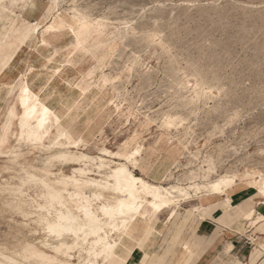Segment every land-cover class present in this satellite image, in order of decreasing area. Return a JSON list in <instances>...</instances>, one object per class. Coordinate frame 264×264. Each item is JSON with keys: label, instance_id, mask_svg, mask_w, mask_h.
<instances>
[{"label": "rangeland", "instance_id": "374dc122", "mask_svg": "<svg viewBox=\"0 0 264 264\" xmlns=\"http://www.w3.org/2000/svg\"><path fill=\"white\" fill-rule=\"evenodd\" d=\"M56 1L57 7L54 0H35L42 24L55 14L74 26L79 40L67 30L50 48L46 43L58 32L44 26L38 40L23 45L38 69L29 87L41 86L35 93L58 105L61 120L44 143L20 139L17 119L1 133L0 262L82 264L85 254L67 257L71 239L60 240L40 221L59 207L44 196L42 181L55 185L76 168L104 178L109 169L102 165L111 160L106 151L125 156L140 150L129 165L136 176L168 190L183 188L190 197H180L176 217L170 210L151 215L128 235L115 236V252L101 264H145L150 256L154 264H172L196 227L199 214H189L230 191L205 196V187L221 177H236L232 189L252 195L241 208L262 202L252 183L264 180V0ZM22 6L13 2L0 14V40L21 25ZM1 95L0 123L9 107H18L12 90L5 87ZM79 139L84 144L72 149L69 143ZM70 152L76 161L66 163L61 156ZM68 205L80 216L77 199ZM245 220L264 234L261 224ZM252 247L264 249V239Z\"/></svg>", "mask_w": 264, "mask_h": 264}, {"label": "bare ground", "instance_id": "6f19581e", "mask_svg": "<svg viewBox=\"0 0 264 264\" xmlns=\"http://www.w3.org/2000/svg\"><path fill=\"white\" fill-rule=\"evenodd\" d=\"M4 2L5 0H0V14L5 10ZM54 6L57 7L56 0H54ZM57 18L53 14L48 24L45 25L46 32H58L46 44L50 48L55 47L60 43L61 34L67 30L72 31L79 40V33L75 32L74 26L60 18L57 20ZM43 28L44 26L39 25L17 27L12 34L9 33L6 38H2L0 40V70L7 68L17 53L12 50L11 46L20 45L22 47L38 40L43 34ZM43 42H45L44 39ZM5 87L16 94L18 107L16 109L9 107L5 120L0 123V147L4 143V136L14 125L15 119L18 121L20 139L44 143L49 138L54 124L61 120L59 111L40 99V96L29 87L25 76L11 85L6 84ZM19 111L20 114L17 113ZM4 132L6 133L2 136L1 133ZM83 144L82 139L69 143L72 149H77ZM139 152L140 150L136 149L133 153L122 156L106 151L107 157L111 160L107 166L102 165L109 169V174L104 178L89 177L91 170L76 168L73 174L57 178L55 185L42 181L46 190L44 196L50 204L57 203L59 207L49 211L48 216L40 221L44 222L50 234L57 236L60 240L67 237L71 239L72 244L67 247L69 260L74 258L73 253L76 252L86 255L82 264L104 263L112 255L120 240L115 239V236H123L135 220L160 215L166 209L178 205L180 197H190L187 190L183 188L174 187L168 190L136 176L129 165L133 163V159ZM75 156H77L76 153L70 152L62 154L61 158L66 163H71L76 161ZM115 159H121V161L116 163ZM69 184H74V187L70 188ZM236 184L237 178L234 176L221 177L205 187L207 191L205 196H220ZM252 185L260 190L258 193L262 200L260 203L264 205V180L253 182ZM87 189L97 192H94L92 196H87L83 193ZM75 199L81 204L80 216H76L68 205ZM245 210L250 213L254 212L251 207ZM79 217L83 222L81 224H77ZM69 260L67 261L70 262ZM0 264L4 263L0 262Z\"/></svg>", "mask_w": 264, "mask_h": 264}, {"label": "crops", "instance_id": "0c3cea01", "mask_svg": "<svg viewBox=\"0 0 264 264\" xmlns=\"http://www.w3.org/2000/svg\"><path fill=\"white\" fill-rule=\"evenodd\" d=\"M16 1H21L23 4L22 23L17 27H26L28 25H46L42 24V20L45 16L42 12L43 9H41L40 6H37L35 0H5V10L3 12H10L11 3ZM51 5L54 6L52 2ZM50 6L47 8L46 12L50 10ZM30 16L35 18L36 22H27V19L29 20ZM13 23H16V18H14ZM35 70L30 50H25V46H22L14 56L13 61H11L10 65L0 76L1 98V93L3 94V92H5L6 84L15 83L22 76H25V79L29 83L31 78L37 76L34 73ZM33 86L36 85L33 83ZM40 88L41 86L35 87V89L32 88V90L34 92L36 90L41 92ZM64 92L68 93L69 90L67 89V91ZM62 94L60 95L62 96ZM52 98L53 96L49 98V101L50 99L52 100ZM49 106L55 110L58 107V105ZM223 197V201H213L211 203L212 205L196 208L192 214H189L188 218L193 216L195 213L199 214L196 227L192 234L184 237L185 244L182 249L177 252L175 258H173L172 264H219L221 261L225 262L226 260H229L231 264H264V249L258 247V250L257 247H252L258 240L264 239V234L255 233L254 228H251L245 220V217L247 216L249 220H253V224H261L259 228L264 227V217L262 216L263 219H260L261 215H264V206H261L263 204L254 199L253 201L255 205L253 208L255 214H253L240 207L253 198L247 190L231 189L226 195H223ZM177 206L178 205H175L166 209L163 213L154 217L158 218L166 211L170 210L169 216L174 218L177 216ZM253 216L257 219H251ZM147 219L135 220L123 236L128 235L129 232L134 229L133 224L135 222ZM154 230L155 229L152 225L148 228L147 232L149 234H153ZM114 252L115 250L113 253ZM143 262H145V264H154L151 256L148 261L144 259Z\"/></svg>", "mask_w": 264, "mask_h": 264}]
</instances>
